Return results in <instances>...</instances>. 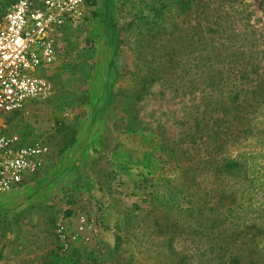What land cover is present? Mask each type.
<instances>
[{
  "label": "rangeland",
  "instance_id": "rangeland-1",
  "mask_svg": "<svg viewBox=\"0 0 264 264\" xmlns=\"http://www.w3.org/2000/svg\"><path fill=\"white\" fill-rule=\"evenodd\" d=\"M15 1L0 0V12ZM86 9L40 71L50 98L8 121L23 143L43 140L48 160L19 189L0 194V264H172L145 232L156 221L193 229L184 211L198 192L218 200L227 190L240 201L243 222L258 219L264 228V101L247 94L264 85V0H88ZM193 36L206 47L184 43ZM181 50L223 54L216 68L224 95H240L233 110L241 122L227 117L222 149L189 143L195 118L211 133L201 123L211 91L179 89L191 84V72L182 79L176 70L128 105L131 73L144 71L151 52ZM229 160L240 170L224 175ZM175 248L193 264V235L178 237Z\"/></svg>",
  "mask_w": 264,
  "mask_h": 264
},
{
  "label": "trees",
  "instance_id": "trees-1",
  "mask_svg": "<svg viewBox=\"0 0 264 264\" xmlns=\"http://www.w3.org/2000/svg\"><path fill=\"white\" fill-rule=\"evenodd\" d=\"M184 43L192 44L196 47H206L203 38H196L193 36L190 39H183ZM150 45V44H149ZM201 51V50H200ZM148 57L144 71L136 74L132 72L131 75L135 78V86L133 91L129 93V104L141 100L142 93L147 86L154 83L167 81V77L173 76L176 70L180 69L182 79H184L190 72L193 73L192 82L189 86H180V88L187 87L190 92H197L203 87L204 90H210L211 100L209 105L203 112L204 117L201 123L204 122V128L211 131L210 134L204 133L200 128V118H195V126L198 131L193 132L192 139L189 143L193 146L198 144L199 147H207L205 151H209V147L217 145L214 148L222 149L228 140L225 136L229 134L226 125L230 124L227 119L229 115L234 113L232 121H238V114L233 109L237 110L239 94L231 92L229 95H224V78L222 72H219L218 61L223 59V54L214 56L211 53H203L193 51L192 54L177 52H166L160 55L157 52H151ZM190 57V61H189ZM164 60V62L162 61ZM193 62V63H192ZM168 64L169 66L165 67ZM191 69H188V66ZM200 84H202L200 86ZM264 84V83H263ZM183 88V89H185ZM237 88V86H235ZM264 85L247 91L253 101L259 102L263 99ZM214 95L215 98H214ZM128 114L127 118L131 119L130 124L127 125L130 129H134V123L137 122L135 114L130 116L132 112L124 111ZM130 113V114H129ZM206 119V121H205ZM228 133V134H227ZM237 137V136H236ZM224 139V140H223ZM213 144V145H211ZM163 150V148H161ZM200 150H202L200 148ZM177 151L171 150L173 155ZM187 153V150L180 153L182 156ZM209 160L206 163L212 162L211 152L208 154ZM172 157V155H170ZM220 171L225 174H235L240 170L238 161H225L220 166ZM240 174V173H239ZM247 180V176L244 178ZM194 183V182H193ZM201 192H198L200 195ZM198 194H193V203L191 207L184 211L187 217L193 221V229L185 231L186 222L181 223L180 220L175 221L174 224L169 222L163 225L157 221L153 226L148 228L145 235L148 239L157 241L158 256L165 251L166 257L172 264H187V257L184 253H179L175 248V241L178 237L183 235H193V264H264V228L256 224L257 220L250 219V224H245L243 219L245 216L241 215V204L237 201V197L231 196L227 190H223L218 200H215L211 195L207 194L199 197ZM233 195V194H232ZM238 205V208H237ZM245 224V225H244ZM174 228V230H172ZM188 228V227H187ZM119 232H121L119 230ZM124 237L120 234L117 236L116 250H119ZM61 262V263H59ZM67 261H55L57 264H65ZM70 264H92L90 262L82 263L79 261L70 262ZM129 264V263H128ZM132 264V263H130Z\"/></svg>",
  "mask_w": 264,
  "mask_h": 264
},
{
  "label": "built area",
  "instance_id": "built-area-1",
  "mask_svg": "<svg viewBox=\"0 0 264 264\" xmlns=\"http://www.w3.org/2000/svg\"><path fill=\"white\" fill-rule=\"evenodd\" d=\"M88 0H16L0 12V194L19 189L47 164L43 140L23 143L8 121L51 94L40 71L57 59L65 29L83 23Z\"/></svg>",
  "mask_w": 264,
  "mask_h": 264
}]
</instances>
